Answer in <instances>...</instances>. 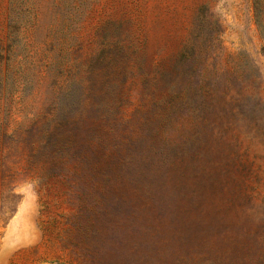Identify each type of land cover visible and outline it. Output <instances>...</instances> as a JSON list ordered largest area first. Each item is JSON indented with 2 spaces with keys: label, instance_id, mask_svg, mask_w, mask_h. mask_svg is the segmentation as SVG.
<instances>
[{
  "label": "rangeland",
  "instance_id": "1",
  "mask_svg": "<svg viewBox=\"0 0 264 264\" xmlns=\"http://www.w3.org/2000/svg\"><path fill=\"white\" fill-rule=\"evenodd\" d=\"M181 87L194 109L191 91L211 99L202 153L246 166L208 167L222 192L187 220L204 252L264 264V0H0V264H171L155 236L157 252L108 229L91 134L110 108Z\"/></svg>",
  "mask_w": 264,
  "mask_h": 264
},
{
  "label": "trees",
  "instance_id": "2",
  "mask_svg": "<svg viewBox=\"0 0 264 264\" xmlns=\"http://www.w3.org/2000/svg\"><path fill=\"white\" fill-rule=\"evenodd\" d=\"M186 50L194 48L185 46L180 61L193 65V52L186 56ZM180 89L151 93L145 104L129 113L112 107L107 111L109 120L94 127L92 201L103 205L108 229L123 234L124 245L146 248L149 244L148 249L157 252L153 242H148L155 236L159 251L174 250L171 264H240L233 247L221 250L215 245L204 252L205 228L199 222L191 224L187 215L191 202L199 206L202 199L217 200L222 192L221 171L208 167L238 164L244 170L246 166L236 156L225 159L220 147L202 153L207 139L199 141L200 132L217 126L214 120L207 123L211 99L201 88L198 94L191 91L190 98L204 104L194 109ZM105 186H109L107 191Z\"/></svg>",
  "mask_w": 264,
  "mask_h": 264
}]
</instances>
